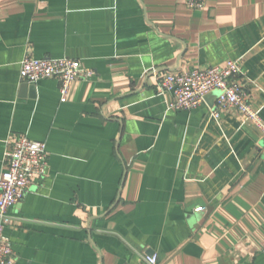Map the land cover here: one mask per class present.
Returning <instances> with one entry per match:
<instances>
[{"label": "crops", "instance_id": "crops-1", "mask_svg": "<svg viewBox=\"0 0 264 264\" xmlns=\"http://www.w3.org/2000/svg\"><path fill=\"white\" fill-rule=\"evenodd\" d=\"M28 55L94 74L62 102ZM229 60L264 122V0H0V175L19 136L49 153L8 212L14 264H264V134L159 87Z\"/></svg>", "mask_w": 264, "mask_h": 264}, {"label": "built area", "instance_id": "built-area-1", "mask_svg": "<svg viewBox=\"0 0 264 264\" xmlns=\"http://www.w3.org/2000/svg\"><path fill=\"white\" fill-rule=\"evenodd\" d=\"M207 0H188L192 9H202ZM93 70L82 67L81 60L71 57L23 59L20 76L29 83L54 78L60 83L61 101L68 99L72 84L79 79L89 80ZM240 65L229 60L225 65L193 68L188 72L160 74L159 87L173 96L170 108L192 110L211 94L215 95L213 114L220 117L223 110H236L254 122L264 134V122L250 102L246 86L239 80ZM49 153L44 141L19 136L12 143L6 169L0 175V264H14L15 253L10 237L5 233L8 212L20 201L35 176L46 173ZM148 264H157L156 255L146 256Z\"/></svg>", "mask_w": 264, "mask_h": 264}, {"label": "water", "instance_id": "water-1", "mask_svg": "<svg viewBox=\"0 0 264 264\" xmlns=\"http://www.w3.org/2000/svg\"><path fill=\"white\" fill-rule=\"evenodd\" d=\"M210 96V95H209Z\"/></svg>", "mask_w": 264, "mask_h": 264}]
</instances>
